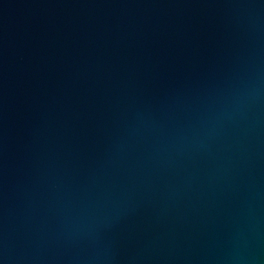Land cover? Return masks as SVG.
<instances>
[{"label":"water","instance_id":"95a60500","mask_svg":"<svg viewBox=\"0 0 264 264\" xmlns=\"http://www.w3.org/2000/svg\"><path fill=\"white\" fill-rule=\"evenodd\" d=\"M0 264H264V0H0Z\"/></svg>","mask_w":264,"mask_h":264}]
</instances>
